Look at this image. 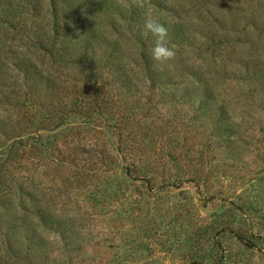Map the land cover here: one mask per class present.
I'll return each mask as SVG.
<instances>
[{"label":"rangeland","instance_id":"374dc122","mask_svg":"<svg viewBox=\"0 0 264 264\" xmlns=\"http://www.w3.org/2000/svg\"><path fill=\"white\" fill-rule=\"evenodd\" d=\"M0 1V264H264V0Z\"/></svg>","mask_w":264,"mask_h":264},{"label":"clouds","instance_id":"9594fccd","mask_svg":"<svg viewBox=\"0 0 264 264\" xmlns=\"http://www.w3.org/2000/svg\"><path fill=\"white\" fill-rule=\"evenodd\" d=\"M145 27L157 38L155 46L151 49L152 58L157 62H164L170 59L174 53L167 47V29L164 25L160 23L159 20L153 18L152 14L149 12L146 14ZM15 51L21 55L27 54V49L23 45L17 44Z\"/></svg>","mask_w":264,"mask_h":264},{"label":"trees","instance_id":"16d2710c","mask_svg":"<svg viewBox=\"0 0 264 264\" xmlns=\"http://www.w3.org/2000/svg\"><path fill=\"white\" fill-rule=\"evenodd\" d=\"M10 4V3H9ZM21 8V7H20ZM22 9V8H21ZM21 10L19 8H17L16 6H13V4H10L9 6H5L1 1H0V16L2 18H4V20L6 21V24H10V27L17 31V26H13L11 25V23L14 21L15 17L18 16V14H21ZM21 27V26H20ZM22 28V27H21ZM20 31H17L16 33L18 34ZM16 34V35H17ZM20 34V33H19ZM19 36H23V35H19ZM26 37L28 38L29 36L26 35ZM36 39L39 38L38 36H34ZM13 39H15V37H13ZM14 47V46H13ZM12 49V48H11ZM12 52H16L15 50H10ZM15 58H17V56H15ZM51 82V80H50ZM10 200V199H9ZM6 201L3 203H8V204H12L11 201ZM6 264H9L8 261Z\"/></svg>","mask_w":264,"mask_h":264}]
</instances>
